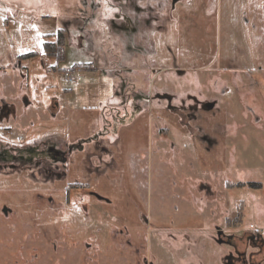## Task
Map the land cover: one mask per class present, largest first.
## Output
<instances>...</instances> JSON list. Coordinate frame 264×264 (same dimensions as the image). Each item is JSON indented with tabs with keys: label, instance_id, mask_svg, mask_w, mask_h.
<instances>
[{
	"label": "rangeland",
	"instance_id": "374dc122",
	"mask_svg": "<svg viewBox=\"0 0 264 264\" xmlns=\"http://www.w3.org/2000/svg\"><path fill=\"white\" fill-rule=\"evenodd\" d=\"M0 264H264V0H0Z\"/></svg>",
	"mask_w": 264,
	"mask_h": 264
},
{
	"label": "trees",
	"instance_id": "16d2710c",
	"mask_svg": "<svg viewBox=\"0 0 264 264\" xmlns=\"http://www.w3.org/2000/svg\"><path fill=\"white\" fill-rule=\"evenodd\" d=\"M62 48H63V36L57 37L55 42H45L44 49L48 56L53 57L55 60H60L62 58ZM84 66V65H79Z\"/></svg>",
	"mask_w": 264,
	"mask_h": 264
},
{
	"label": "built area",
	"instance_id": "2783aa9c",
	"mask_svg": "<svg viewBox=\"0 0 264 264\" xmlns=\"http://www.w3.org/2000/svg\"><path fill=\"white\" fill-rule=\"evenodd\" d=\"M65 75H66V79L70 81L71 78H70L69 74L68 73H65Z\"/></svg>",
	"mask_w": 264,
	"mask_h": 264
},
{
	"label": "crops",
	"instance_id": "0c3cea01",
	"mask_svg": "<svg viewBox=\"0 0 264 264\" xmlns=\"http://www.w3.org/2000/svg\"><path fill=\"white\" fill-rule=\"evenodd\" d=\"M169 18L173 20V16H167V19H169Z\"/></svg>",
	"mask_w": 264,
	"mask_h": 264
}]
</instances>
